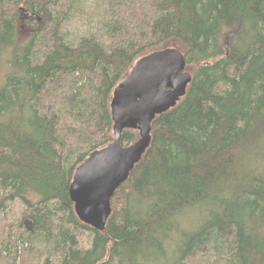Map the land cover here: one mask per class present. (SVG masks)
<instances>
[{
    "label": "trees",
    "instance_id": "1",
    "mask_svg": "<svg viewBox=\"0 0 264 264\" xmlns=\"http://www.w3.org/2000/svg\"><path fill=\"white\" fill-rule=\"evenodd\" d=\"M91 1L0 0V264H264V0H95L99 34L66 44ZM167 48L191 82L97 231L73 174L113 141L114 88Z\"/></svg>",
    "mask_w": 264,
    "mask_h": 264
},
{
    "label": "water",
    "instance_id": "2",
    "mask_svg": "<svg viewBox=\"0 0 264 264\" xmlns=\"http://www.w3.org/2000/svg\"><path fill=\"white\" fill-rule=\"evenodd\" d=\"M190 82L183 53L167 48L139 58L114 88L109 103L113 141L82 161L68 190L82 224L104 230L114 192L149 146L151 122L176 106ZM125 130L136 132L138 138L124 147L120 138Z\"/></svg>",
    "mask_w": 264,
    "mask_h": 264
},
{
    "label": "rangeland",
    "instance_id": "3",
    "mask_svg": "<svg viewBox=\"0 0 264 264\" xmlns=\"http://www.w3.org/2000/svg\"><path fill=\"white\" fill-rule=\"evenodd\" d=\"M96 3L93 0L86 5L73 8L70 18L61 27V33L66 44L73 45L83 36L99 34L98 14L101 13V9H96L98 7ZM19 31H21V38L24 39L27 37L25 28H20Z\"/></svg>",
    "mask_w": 264,
    "mask_h": 264
},
{
    "label": "bare ground",
    "instance_id": "4",
    "mask_svg": "<svg viewBox=\"0 0 264 264\" xmlns=\"http://www.w3.org/2000/svg\"><path fill=\"white\" fill-rule=\"evenodd\" d=\"M74 5V4H73ZM77 5V4H76ZM62 34V33H61ZM79 123V122H78ZM92 129H94V128H92ZM89 131H90V129H89ZM241 171V170H240ZM15 200V199H14ZM15 205V204H14ZM13 211V210H12Z\"/></svg>",
    "mask_w": 264,
    "mask_h": 264
}]
</instances>
